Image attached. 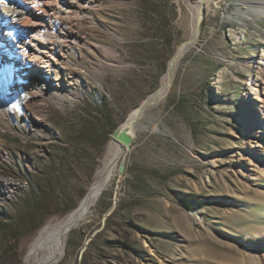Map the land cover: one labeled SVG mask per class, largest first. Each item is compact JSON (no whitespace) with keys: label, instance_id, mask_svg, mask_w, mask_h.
Returning <instances> with one entry per match:
<instances>
[{"label":"rangeland","instance_id":"rangeland-1","mask_svg":"<svg viewBox=\"0 0 264 264\" xmlns=\"http://www.w3.org/2000/svg\"><path fill=\"white\" fill-rule=\"evenodd\" d=\"M89 2L46 23L57 60L41 83L0 41V264H30L29 238L80 206L113 131L161 86L200 6ZM203 10L125 170L68 232L57 264H264V0Z\"/></svg>","mask_w":264,"mask_h":264},{"label":"bare ground","instance_id":"bare-ground-1","mask_svg":"<svg viewBox=\"0 0 264 264\" xmlns=\"http://www.w3.org/2000/svg\"><path fill=\"white\" fill-rule=\"evenodd\" d=\"M66 1L10 0L0 9V37L2 36L0 41H7L12 45L17 59L19 61L22 60L27 66V69H29L25 74L29 79H36L41 83V78H44V68L52 66L54 61L57 60L55 52L52 51L53 47L45 38L46 36L54 38V33L50 32L46 23H52L54 17L62 13L65 17L69 18L77 7L82 6L83 1L90 3L89 0ZM42 2H47V4L54 7L50 9L44 6L38 7ZM61 4H65V11L61 9ZM202 10L199 6L192 35L198 33L199 21L201 14H203ZM30 15H35L36 18L31 20ZM60 36L61 39L65 40L64 33ZM23 40L28 44L30 43L29 46L32 48L23 45ZM188 48V46L185 47L180 54L172 58L170 63L171 73H167L163 78L159 91V100L167 93L170 86V79L173 77L179 59ZM140 106L131 113L122 126L133 128V134L137 126L136 121L142 113ZM253 116L258 120L260 118L258 114H254ZM126 152V150H123L122 144L119 141L114 138L111 139L98 169L96 181L93 183L86 198L59 226L48 223L29 238L24 256L25 262L30 264H57L60 261L64 253V242L66 241L68 232L86 217L90 211L91 204L100 197L110 182L121 174L120 164L123 162V155Z\"/></svg>","mask_w":264,"mask_h":264},{"label":"water","instance_id":"water-1","mask_svg":"<svg viewBox=\"0 0 264 264\" xmlns=\"http://www.w3.org/2000/svg\"><path fill=\"white\" fill-rule=\"evenodd\" d=\"M200 7L201 9H203V4H204V0H200ZM202 13H203V10H202ZM202 17H203V14H201V18H200V21H199V25H198V33H199V29H200V22L202 20ZM198 33L197 34H194L193 36H191L190 38H188L187 40L183 41L179 47H178V50L175 54V56H177L178 54H180V52H182V50L185 48V47H189L191 46L195 39L197 38L198 36ZM186 52V51H185ZM184 52V53H185ZM183 53V55H184ZM174 56V57H175ZM167 73H171V68L169 67L168 68V71ZM173 82V77H171L170 79V86ZM159 91H160V87H158L140 106L141 110H142V113L139 117V119L136 121L137 125L138 123L140 122L141 118L145 115V112L146 110L151 107L152 105L158 103L160 100H159ZM133 128L131 127H122V125L118 126L112 133V137L114 139H116L117 141H119L121 144H122V148L123 150H128L129 148L132 147V144L133 142L135 141V138H136V134L134 133L133 134ZM125 170V163H121L120 165V171L123 172ZM98 200V199H97ZM96 200V201H97ZM95 201V202H96ZM77 225H75L76 227ZM73 227V228H75ZM72 228V229H73ZM71 229V230H72ZM64 246H66V241L64 242Z\"/></svg>","mask_w":264,"mask_h":264},{"label":"trees","instance_id":"trees-1","mask_svg":"<svg viewBox=\"0 0 264 264\" xmlns=\"http://www.w3.org/2000/svg\"><path fill=\"white\" fill-rule=\"evenodd\" d=\"M101 111L106 114V115H109V110L107 108H103L101 109Z\"/></svg>","mask_w":264,"mask_h":264}]
</instances>
